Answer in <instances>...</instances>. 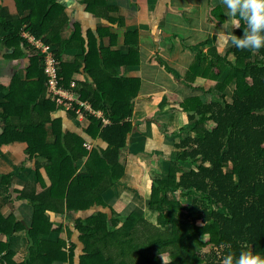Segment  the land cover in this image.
<instances>
[{
  "label": "trees",
  "instance_id": "trees-1",
  "mask_svg": "<svg viewBox=\"0 0 264 264\" xmlns=\"http://www.w3.org/2000/svg\"><path fill=\"white\" fill-rule=\"evenodd\" d=\"M15 1L28 17L20 23L1 22L7 32H14L8 37L9 46L25 45L31 64L27 79L15 77L7 91L8 104L0 105V122L5 126L0 149L26 143L32 156L46 160L52 182L44 194L29 200L34 218L28 236L34 246L30 258L21 264H77L74 243L67 247L63 240L39 239L50 232L44 215L48 211L64 214L65 210L88 215L74 221V232L83 246L78 264H165V255L167 264H264V0H229L240 27L234 30L226 53L217 47L197 51L183 83L203 95L182 104L190 113V127L179 134L187 137L177 144L169 172L154 179L148 205L158 216L157 222L136 211L115 218L101 211L90 213L97 206L109 209L104 194L125 172L120 157L134 131L127 120L141 90L142 79L132 71L140 60L110 47L97 48L95 38L90 35L84 40L79 28L62 40L69 18L57 0ZM85 3L100 16L101 0ZM218 10L222 17L217 16ZM212 14L215 23L226 22L221 6ZM24 25L52 47L66 88L75 75L86 76L79 92L82 100L111 122L104 127L102 119L87 115L86 133L107 144L105 149L94 147L89 152L83 138L65 139L61 121L51 119L57 105L49 95L42 99L48 94L44 57L21 39ZM73 49L83 54L64 63V52ZM14 52L15 56L21 51L15 48ZM135 53L130 51V56ZM198 79L216 85L206 88ZM233 86L230 98L228 90ZM32 105L38 116L30 114ZM12 116L20 118V127L12 126ZM86 156L85 172L79 173L77 164ZM23 229L13 218L0 215V233L11 237ZM69 233L71 238L73 232ZM13 258L8 245L0 242V262L18 264Z\"/></svg>",
  "mask_w": 264,
  "mask_h": 264
},
{
  "label": "crops",
  "instance_id": "crops-1",
  "mask_svg": "<svg viewBox=\"0 0 264 264\" xmlns=\"http://www.w3.org/2000/svg\"><path fill=\"white\" fill-rule=\"evenodd\" d=\"M101 1L102 10H98L100 16H96L88 10L85 0H57L69 18L61 37L66 41L79 28L84 40L87 41L90 35L95 38L97 48L110 47L112 51H120L124 57L140 60L132 71L142 79L141 90L132 104L133 115L127 120L134 126V131L120 157L125 172L119 183L104 194V201L109 209L97 206L90 210V213L101 211L107 214L112 210L117 215H129L133 211L127 204L130 195L125 189H134L141 194V188L145 189L150 179L167 174L171 168L170 161L178 151L177 144L187 137V134H179L181 129L190 127V113L183 110L182 104L190 97L203 95L183 83L195 63L197 51L208 52L217 47L222 54L226 52L240 22L235 18L229 0ZM213 5L215 7L211 8ZM218 6L225 11L226 22L222 24L211 19ZM28 15V12L18 9L15 0H0V87L6 89L0 91V105L8 104L7 91L15 77H19L21 81L27 79V70L31 64L30 51L25 45L21 43L19 48L9 46L11 41H8V37L14 32H7L1 21L20 23ZM217 16L222 17L220 10ZM230 17L233 19L231 22ZM237 21L238 24H235ZM27 32V26L24 25L20 37L28 44L24 37ZM126 34L132 35L126 37ZM15 48L21 52L14 56ZM132 50L136 51L134 56H130ZM82 54L79 49L66 50L62 61L67 64ZM129 71L131 70L127 72ZM84 81L86 76L78 74L71 79V84L75 83L80 92ZM197 81L206 88L214 86L213 81ZM48 95L49 93H45L42 99L47 100ZM30 114L38 116L33 105ZM51 119L61 121L65 139L73 141L75 135L83 138L84 147L85 144L91 147H85L87 151L91 152L94 147H107V144L94 141L86 133L90 122L79 121L72 113H65L58 106L52 112ZM3 123L0 122V134L5 127ZM10 123L13 127L21 125L18 116H12ZM49 139L52 140L50 137ZM69 143L66 140L65 144ZM87 160L88 156L77 164L79 173L85 172ZM46 167V160L38 155L32 156L26 143L6 145L0 149V215L13 218L24 227L11 237L0 233V242L8 245V249L14 254L13 260L18 264L25 263L30 258L31 248L34 246L28 236L34 218V207L29 200L44 194L52 185ZM152 188L153 185L151 192ZM132 204L135 211L148 220L150 213L143 209L148 210L146 204H139L138 201ZM87 216L85 213L67 210L64 214L48 211L43 220L51 225L50 232L48 235L41 234L39 239L63 240L67 247L74 243L77 245L78 262L83 246L79 243L78 234L74 232V221L79 218L84 220ZM70 231L73 232L71 238Z\"/></svg>",
  "mask_w": 264,
  "mask_h": 264
},
{
  "label": "built area",
  "instance_id": "built-area-1",
  "mask_svg": "<svg viewBox=\"0 0 264 264\" xmlns=\"http://www.w3.org/2000/svg\"><path fill=\"white\" fill-rule=\"evenodd\" d=\"M31 50L40 52L44 57L45 75L47 77L46 87L49 96L56 105L65 113H72L79 121H84L87 115L102 119L103 126L106 127L111 124L110 120L105 118L104 113L95 111L90 103L82 100L77 85L70 84L66 88L61 81L60 64L57 60L51 46L45 44L41 39H36L31 33L27 32L24 36ZM87 149L91 147L85 144Z\"/></svg>",
  "mask_w": 264,
  "mask_h": 264
},
{
  "label": "rangeland",
  "instance_id": "rangeland-1",
  "mask_svg": "<svg viewBox=\"0 0 264 264\" xmlns=\"http://www.w3.org/2000/svg\"><path fill=\"white\" fill-rule=\"evenodd\" d=\"M231 3H229V6H230V8H231V5H230ZM212 5V4H211ZM212 7H215L214 5L213 6H211V8ZM232 8H233V5H232ZM213 10V9H212ZM231 18V17H230ZM233 19L231 18L230 19V22L232 21ZM235 24H238V21L237 22H235ZM240 25V24H239ZM224 53H226V52H223V54ZM215 84V83H214ZM216 85V84H215ZM228 92H229V96H230V98L232 97V95H233V93H234V86L233 87H230L229 88V90H228ZM154 179L155 178H152V179H150V182H149V184H147L146 186H148V187H144L145 189H143V188H141V190L140 191H142L143 193H141L140 194V192L138 193L136 190H134V189H131V190H129L128 188L127 189H125V192L127 193V194H129L130 195V199H129V201L127 202V204H129L128 206L130 207V209H131V211H135V206L132 204L133 202H137L138 201V203L139 204H146V207H147V209L148 210H146V208H143L145 211L144 212H147V213H150L149 214V216H148V220L149 221H155V222H157V218H158V216L156 215V214H152V213H154V212H151V209H150V207H148V206H150V205H148V204H150L149 203V201H150V199H151V196H152V192H151V186L154 184L153 182H154ZM149 190V192H146V191H148ZM123 193H124V190L122 191ZM146 195V196H145ZM146 197V198H145ZM125 202H126V200H125ZM124 202V203H125ZM187 202V201H186ZM118 203V202H117ZM190 203H192V200L190 201ZM119 204V203H118ZM138 207H142V206H138ZM140 209V208H139ZM139 211V210H138ZM140 211H142L143 212V210H141L140 209ZM108 216H109V218H115V216L117 215V213H113V211H108ZM76 260V259H75ZM162 261H163V263H165V264H167L168 263V261H169V258L167 257V255H165V256H162ZM257 261V263H259L260 262V260L259 259H257L256 260ZM256 263V262H255ZM77 264H78V262H77Z\"/></svg>",
  "mask_w": 264,
  "mask_h": 264
}]
</instances>
